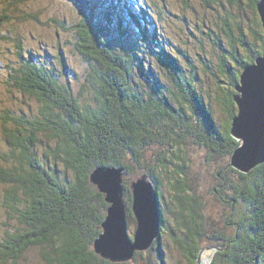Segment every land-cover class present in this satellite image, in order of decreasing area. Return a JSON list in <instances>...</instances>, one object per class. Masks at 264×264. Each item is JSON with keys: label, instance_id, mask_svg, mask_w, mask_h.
Listing matches in <instances>:
<instances>
[{"label": "trees", "instance_id": "obj_1", "mask_svg": "<svg viewBox=\"0 0 264 264\" xmlns=\"http://www.w3.org/2000/svg\"><path fill=\"white\" fill-rule=\"evenodd\" d=\"M25 1L27 0H5V10L14 9L12 2L19 5ZM78 1V5L72 1L75 5L73 4L74 13L71 10L74 21L71 29L75 41L79 42L76 48L84 54L89 66L86 83L80 91L83 95L77 97L68 81L60 83V72L58 73L54 64L51 67L46 63L48 57L53 60L54 55L50 51L41 55L27 49V53H24L25 49L19 44L16 52L18 61H11L12 64L6 65L8 78L5 83L24 96L34 98L36 108L32 114H27L22 109L17 112L9 108L2 109L0 114L1 134L5 137L4 145L0 148V186L4 188L0 192V200L10 213L7 216L9 223L5 231V243L0 245V251L3 252L0 254H11L12 257L16 255L19 258L30 249L39 248L42 259L48 264L51 260L57 261L56 264H128L109 261L93 247L95 239L102 231L109 203L105 194L91 182L90 175L98 166L106 165L126 166L128 178V172L131 175L138 174L143 168L142 158L149 156L148 152L155 147L161 146L162 149L163 142L168 137L167 133L170 132L169 139L171 138L175 148L159 149L160 157L157 158L155 170L145 168L141 171V174H151L161 198L168 204V212L172 218L169 225H165L166 221L162 218V235L150 248V261L152 264V260L160 258L158 262L165 264L164 261L168 260L169 255L166 249L173 246L192 263H197L201 243L206 241L208 244L217 245V242L211 238L210 231L203 234L197 227L204 214L200 212L201 206L195 205L200 196L196 188L187 186L189 172L186 170V151L182 145V139L189 144H193V139H187L182 133L191 135L185 131L191 125L200 130L205 129V133H208L205 144L213 147L226 146L230 156L228 167L234 169L230 165L231 156L239 145L230 133L232 117L237 112L234 100L235 84L244 66L264 53L263 32H256V42L260 39L262 43L255 46L249 43L245 33L260 29V17L256 14L253 23L248 21L246 30L242 24L243 12L235 15L238 32L227 31L230 38L228 54L224 47L226 45L217 36L216 46L225 54H217V66L210 69V73L215 75L210 77L216 83L217 93L226 94L225 111L228 114L226 120H218L217 123L215 102L221 104L219 97L210 90L205 91L207 95L204 94L200 86V70L191 56L181 49L171 51L172 55L168 56L162 43L155 41L156 32L150 33L145 21H152V15L145 10L151 8L149 4H139H146L149 0L113 2V5L118 4L116 15L121 7L125 8L133 26L141 31L143 41L148 42V37H151L154 50L142 58L151 66L148 65L141 71L136 61L127 56L128 50L125 46L117 45L118 40L112 34L115 32L103 23L111 25L122 37L123 32H134L132 27L122 25L118 16L112 20L111 12L103 14V23L91 20L89 22L87 15L92 14L94 5L91 0ZM201 1L207 3V0ZM234 1L239 6L244 3V0ZM257 1L253 0L255 3ZM137 4L138 7H145V10L136 8L140 14L133 12V6ZM104 5L105 2L101 5L102 10L108 11V7ZM73 14L76 15L73 17ZM68 22L71 23V20ZM4 23L5 20L1 21L0 26ZM123 26L126 27L125 30H122ZM157 43L159 46H156ZM120 54L129 65L123 67L120 64ZM181 54L188 64H192L188 70L195 78L192 82L178 63ZM61 61L66 71L68 64L62 55ZM159 66L163 67L164 73ZM113 68L123 70L124 80L119 78V83L110 80ZM70 69V74L78 77L71 67ZM160 73L166 75L168 83H162L158 79ZM158 82L159 86L156 87L154 84ZM186 107H189L188 111ZM180 149L182 160L181 157L176 159V156L172 159L171 155L179 154ZM262 166L264 165L257 166L247 174L240 172L239 177L246 180L245 189L247 188L249 197L242 192V202L237 196H233L228 200V206L231 208L236 204L238 209L239 204L243 205L244 202L246 206H253L252 222L248 228L244 227L239 223L243 214H238L239 209L235 212L234 223L238 226L236 235L228 238L227 251L215 252L213 264H264ZM128 184L129 180L126 185ZM164 187H170L172 192L169 202L164 198ZM126 190L130 224L136 220L131 210V188L127 186ZM163 213L165 208H162V216ZM207 236L209 237L205 240ZM190 239L192 243L189 242ZM57 241L61 246L54 245ZM47 243L52 247L49 251L44 249ZM143 253L136 252L134 260H144ZM251 256L253 260H250Z\"/></svg>", "mask_w": 264, "mask_h": 264}, {"label": "rangeland", "instance_id": "obj_2", "mask_svg": "<svg viewBox=\"0 0 264 264\" xmlns=\"http://www.w3.org/2000/svg\"><path fill=\"white\" fill-rule=\"evenodd\" d=\"M4 1L5 0H0V22L5 20V23L0 26V38L3 39H1L0 43V64L2 65V67H0V114L2 113V109L5 108H9L17 112H19V109H22L23 111H26L27 114H32L36 108V100L34 98L24 96L22 93H19L17 90L9 87L5 83V80L8 78L6 74V65L12 64L11 61H18L16 52L19 50L17 46L19 44L25 49L23 51L24 53H27V49L33 50L34 52L41 55H44L46 51L53 53V60H50L48 57L46 59V63L50 64L51 67L54 64L58 70V73L60 72V83H65V81H68L77 97L83 95L80 94V91L86 83V75L89 70V66L84 59V54H82L76 48L79 42L75 41L74 33L71 29V26L74 23L73 19L71 18V10L74 13L72 0H27L24 4L19 5L15 2H12L14 9H11L10 11L5 10L6 8ZM91 2L94 7L92 14L87 17L89 22L91 20L95 23H98V21L103 23V14L108 12L112 13V20L117 19V16L120 17L122 20V25L132 27L134 32H123L122 37L119 32L116 33V29H114L111 25H108L107 23L103 24L108 26L112 32H115V34H112L115 35V38L118 40L117 45L120 44L121 46H125V48L128 50L126 51L127 56L131 57L130 60L136 61L140 71L142 68L146 69L148 65L150 67L151 64H148V61H143L142 58L147 57L148 52L151 53L154 50V46L152 47L150 42L151 37H148V42L142 40L143 35L141 31L138 30L137 27L133 26L132 19L127 14L125 8L121 7V11L116 15L115 10L118 4L113 5L115 0H91ZM104 2V6H107L109 9L105 12L102 10L103 7L101 6ZM123 2L124 1L121 0V3ZM204 2L205 1L201 0H149V2L146 4H144L145 2H139V4L141 6L149 4L151 10H145V7H138L137 4V6H133L135 7L133 12L140 14V11H137L136 8L144 9L147 14L149 13L152 15V21L150 20L145 22L147 23L151 34L156 32L155 41L162 43L163 48L166 50L168 56H171V51H176V49H181L182 52L184 51L186 54L191 56L193 62L197 65L198 70H200V86L202 87L204 94L207 95L208 93L205 91L210 90L212 94H215L216 97H219V102L221 104L215 102L217 111L215 118H218H216V122L218 123V120H226L228 114L225 111L226 94L223 92L217 93L216 83L210 77H214L215 75L214 73H210V69L212 66H217V54H225V52L216 46L217 36H220L223 44L226 45L224 47H226V52L228 54V42L230 41V38H228L227 31L229 32L231 30H238V25L235 23L238 20H235V15L238 16L243 12L244 21L242 24L243 27L248 30L247 22L250 21L253 23V17H255L257 14V8L254 2H251L250 0H244L242 6H239L234 0H207L206 4ZM74 15L76 14H73V17ZM57 18H60V20L56 21ZM63 19L66 21L69 31H67V28L64 29V24H58V22L62 21ZM68 20H71V23L68 22ZM151 23H153V25H151ZM125 29L126 27L123 26L122 30ZM260 29L261 32H263L262 26H260ZM260 29L256 31L249 30L245 32L247 35L246 39L247 37L249 38V43H251L252 46H255V44H260L261 42L260 39L256 42V38H258L256 32H260ZM134 36L135 38H133ZM238 36H240L239 33ZM156 46H159V44L157 43ZM121 48L122 47H120V49ZM61 50L64 52L62 53ZM33 51H31V53H33ZM61 55L66 59L67 64L77 73L78 77L70 74L71 69L68 65L66 66L67 69L65 71V67L61 61ZM121 55L122 54L119 55L121 59L120 64H122L123 67L129 65L130 63L125 59L123 60ZM42 59L43 58H39V60ZM178 59V63L183 67L185 72H187L186 74H188L186 77L191 82L192 79L195 80V78L191 76V71L188 73L190 65L192 64L187 63L186 59L183 57V54H181ZM160 63L163 64L161 61ZM163 66L167 67L165 64H163ZM133 67L136 68L135 66ZM204 68L206 71H204ZM111 71L113 72L110 76V80L113 83H119V78L124 80L125 76L123 74V70L119 71V68H113ZM158 79L162 83L169 82L166 78V75L162 73L161 76L159 75ZM154 85L158 87L159 82L155 83ZM196 86L200 88L198 84H196ZM224 86H226V84ZM85 97H87V94ZM188 109L189 107H186L187 111ZM185 131L190 132L191 135H184L182 133V136L186 137L187 139H193V144L186 143V140L182 139V145L185 147L186 151L184 156L185 166L186 170L189 172L187 174V186L190 188H196L195 190L200 196L195 202V205L197 207L201 206L200 212L204 214V217L200 220L199 224L197 223V227L199 228L200 233L203 234L210 231L211 238L213 240L216 239L217 242V245H211L208 244V242L203 241L199 251L209 247H218L226 249L217 250L215 252H225L227 251L226 245L228 244V238H233L236 235L238 228V226L235 225L233 218L235 212H237L239 209L238 214H243V216L239 219V223L244 227L248 228L247 226H249L252 222L251 215L253 214V206H246L245 202L243 205L239 204L238 209L236 204H233V207L231 208L228 206V200L233 196H237V199L242 202L243 198L240 197V195L242 196V192L245 196L249 197L247 188L245 189L246 183L244 181L246 180L239 177L240 171L228 167L230 156H228L229 153L226 146L216 145V147H213L212 145L209 146L205 144L206 137H208V133H205V129L200 130L197 126L191 125L187 126ZM167 136L168 137L163 142L164 147H162V149L161 146L155 147L154 150H150L148 152V154H150L149 156H144L145 158H142L141 166L143 168L139 170L138 174L131 175V173L128 172L130 175L129 178L126 177L127 174L123 176L121 187L125 200L128 193L126 190L127 186L131 188L133 182H136L142 174L147 175L146 178L151 179L152 176L150 173L141 174V171L145 170V168L155 170L157 158L160 157L158 153L159 149L163 150L164 148H169L173 150L175 148L171 138L169 139V136H171L170 132L167 133ZM4 141L5 137L2 136L0 128V148L4 145ZM214 148L216 150H214ZM173 156H176V159H180L179 157H181L182 160V149H180L179 154L173 153V155H171L172 159H174ZM262 164L264 165V163H261L259 166ZM106 166H111L109 167V173H112L114 176H117V174L123 175L125 172H127L126 166L124 165ZM262 167L261 173L264 172V166ZM95 169L92 171V174L94 173ZM109 173L106 176H109ZM128 180L129 184L126 185ZM91 182L94 184L93 181ZM3 190V186H0V192H3ZM163 191L165 193L164 198L169 202L170 198L172 197L171 190L164 187ZM162 200L164 202L161 201V210L162 208L163 210L165 208V213H163L162 218H164L166 221L165 225H169V223L172 221V218L168 212V204L166 205V201L164 199ZM2 204L3 202L0 200V245L5 243L4 236L9 223L7 216L10 214L9 210L3 207ZM245 213H247V215H245ZM108 215L109 212L107 210L103 223L107 220ZM103 223L101 232H104ZM129 225L130 234L133 237L134 231L136 229V223L133 221ZM150 231L151 228L149 225H147L146 235L149 234ZM208 237L209 236H207L205 240L208 239ZM163 242L165 243L164 239ZM189 242L192 243V239H190ZM38 244L40 245V242H38ZM221 244L224 246H221ZM54 245L56 247L61 246L59 241L55 242ZM51 248V244L49 243L44 246L46 251H49ZM164 248L162 251L165 253ZM166 250L167 252L169 251V255L168 260L165 261V264H197L196 262L192 263L189 258L184 256L173 246H169V249ZM2 252L0 251V253ZM141 252H144V260H134L133 258L132 260H128L126 262L128 264H151V250H142ZM212 252L213 249H209L208 251L206 250L203 253V256H201L202 260L206 259V256H210ZM215 252L212 255V264L213 257L216 254ZM199 255L200 253H198L197 257H199ZM250 260H253L252 256L250 257ZM158 261H160V258L158 260H152V264H160ZM56 263L57 261L55 262L51 260L50 264ZM0 264L48 263L42 259L39 248H32L28 252L23 253L19 258L16 255L12 257L11 254H0Z\"/></svg>", "mask_w": 264, "mask_h": 264}, {"label": "water", "instance_id": "obj_3", "mask_svg": "<svg viewBox=\"0 0 264 264\" xmlns=\"http://www.w3.org/2000/svg\"><path fill=\"white\" fill-rule=\"evenodd\" d=\"M72 1L78 5V0ZM250 1L253 2V0ZM254 4L256 5L257 14L262 23L260 26H262L264 35V0H258L256 3L254 2ZM88 16L89 15H87V17ZM58 20H60V18L56 19V21ZM58 24H64V29L67 28V31H69L68 25L64 19L58 22ZM159 69L164 73L163 67L159 66ZM142 85L144 84L142 83ZM235 90L234 100L237 106V112L232 117L230 133L231 136L239 142V145L233 151L230 165L241 173H249L257 164L264 163V54L257 56L254 62L244 66L240 78L235 84ZM109 167L111 166H98L94 173H91V181L101 188L103 193H111L107 201L111 204L108 208L109 215L107 220L103 223L104 232H102L100 239H96L94 248L98 253L104 255L106 259L113 262L112 246L118 244V241L122 242L127 248L123 254L127 257H131L135 254L134 251L136 249L137 252L149 250L155 241L160 240L162 235L160 232L162 203L160 192L155 188L150 178V181H147V175L142 174L136 182H133L131 186L132 192L137 193L138 199L140 194L137 189L143 188L148 191L151 197H155L156 201L154 205L149 207L147 202L143 200L144 204L152 209L151 218L146 216L143 209L134 208L139 218V227L135 233V241L132 239L130 240L126 236V231L128 230L125 223V215L123 216V214L127 208V204L121 187L123 176L126 172L123 175L117 174V176H114L112 173H109ZM108 173L110 175L106 176ZM136 203L137 202L134 201V204ZM155 205L159 206L161 211H159ZM147 225H149L151 231L146 235ZM209 249H213V252L210 256H206V259L201 261V256ZM225 249L226 248L218 247L202 249L197 259L198 264H212L211 259L213 253L217 250Z\"/></svg>", "mask_w": 264, "mask_h": 264}, {"label": "bare ground", "instance_id": "obj_4", "mask_svg": "<svg viewBox=\"0 0 264 264\" xmlns=\"http://www.w3.org/2000/svg\"><path fill=\"white\" fill-rule=\"evenodd\" d=\"M209 15V14H208ZM264 54V53H263ZM263 54H261V55H263ZM157 72V71H156ZM159 75V74H158ZM160 75H161V73H160ZM176 101V100H175ZM232 157V156H231ZM232 159V158H231ZM257 166H259L258 164L254 167V169L257 167ZM147 181L149 182L150 180L149 179H147ZM151 181H152V179H151ZM153 182V181H152ZM153 184H154V182H153ZM97 186V185H96ZM154 186H155V184H154ZM98 187V186H97ZM99 188V187H98ZM155 188H156V186H155ZM170 188V187H169ZM99 190L103 193V190L101 189V188H99ZM137 191H138V193L140 194V196H139V199H138V197H137V193H135V192H132V197H133V201H132V212H133V214H134V218H135V220H136V229H135V231H134V234H133V237L131 236V234H130V225H129V220H128V217H129V212H128V204H127V202H126V204H127V208L125 209V211H124V214H123V216L125 215V223H126V225H127V230L128 231H126V236L131 240H134L135 241V233L137 232V230H138V227H139V218H138V215H137V212H135V210H134V208H141V209H143L144 211H145V213H146V216L148 217V218H151L152 217V209L151 208H149L150 206H152V205H154L155 204V197H151L150 195H149V193H148V191L147 190H145V189H143V188H140V189H137ZM105 194V198H106V201H108V196H111V193H104ZM146 201L147 202V204H148V206H146L145 204H144V201ZM134 201H136L137 203L136 204H134ZM109 205H110V203H109ZM155 207L159 210V211H161L160 210V208H159V206H157V205H155ZM130 211V210H129ZM109 212V211H108ZM161 215H162V213H161ZM163 219L161 218V228H160V232H161V230H162V226H163ZM101 234H102V232L100 233V235H99V237L97 238V240L98 239H100V236H101ZM125 237V236H124ZM125 242H126V238H125ZM96 243V242H95ZM118 248V249H117ZM95 249V248H94ZM127 250V248L122 244V242H119L118 241V244H114L113 246H112V254H113V262H117V263H124V262H126V261H128V260H132L134 257H135V254H136V252H137V249L134 251L135 252V254L133 255V256H131V257H127V256H125L124 254H123V252H125ZM95 251H96V249H95ZM97 252V251H96ZM98 253V252H97ZM100 255H102L101 253H99ZM103 257H104V255H102ZM198 259V258H197ZM202 260V259H201ZM165 262V261H164ZM197 264H198V262H197Z\"/></svg>", "mask_w": 264, "mask_h": 264}, {"label": "clouds", "instance_id": "obj_5", "mask_svg": "<svg viewBox=\"0 0 264 264\" xmlns=\"http://www.w3.org/2000/svg\"><path fill=\"white\" fill-rule=\"evenodd\" d=\"M160 198H161V194H160ZM126 201H127V200H126ZM161 201H163L162 198H161ZM163 202H164V201H163Z\"/></svg>", "mask_w": 264, "mask_h": 264}]
</instances>
